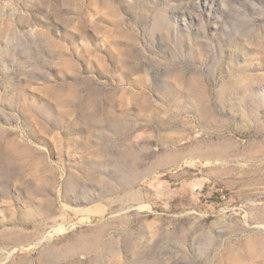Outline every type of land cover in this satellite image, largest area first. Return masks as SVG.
<instances>
[{
	"label": "rangeland",
	"instance_id": "obj_1",
	"mask_svg": "<svg viewBox=\"0 0 264 264\" xmlns=\"http://www.w3.org/2000/svg\"><path fill=\"white\" fill-rule=\"evenodd\" d=\"M0 264H264V0H0Z\"/></svg>",
	"mask_w": 264,
	"mask_h": 264
},
{
	"label": "bare ground",
	"instance_id": "obj_2",
	"mask_svg": "<svg viewBox=\"0 0 264 264\" xmlns=\"http://www.w3.org/2000/svg\"><path fill=\"white\" fill-rule=\"evenodd\" d=\"M10 159V158H9ZM10 163V162H9Z\"/></svg>",
	"mask_w": 264,
	"mask_h": 264
}]
</instances>
